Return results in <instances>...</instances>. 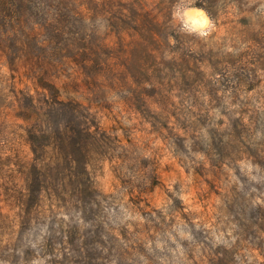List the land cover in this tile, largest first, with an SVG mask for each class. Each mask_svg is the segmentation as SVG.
Wrapping results in <instances>:
<instances>
[{"label": "rangeland", "instance_id": "1", "mask_svg": "<svg viewBox=\"0 0 264 264\" xmlns=\"http://www.w3.org/2000/svg\"><path fill=\"white\" fill-rule=\"evenodd\" d=\"M180 3L207 35L181 30ZM72 157L100 193L90 213ZM35 165L47 183L21 228ZM261 207L264 0H0V264H75L79 226L80 264H264ZM109 228L90 261L86 230Z\"/></svg>", "mask_w": 264, "mask_h": 264}, {"label": "trees", "instance_id": "2", "mask_svg": "<svg viewBox=\"0 0 264 264\" xmlns=\"http://www.w3.org/2000/svg\"><path fill=\"white\" fill-rule=\"evenodd\" d=\"M75 102V103H73ZM70 105L73 107L74 105H82L78 100H70ZM89 128V127H88ZM89 129H86L84 132L88 133ZM71 137V136H70ZM71 139V138H70ZM75 147V145L73 144ZM76 148V147H75ZM76 162V164H75ZM77 165V166H75ZM87 163L84 159L81 157H72L71 160L67 161V168H68V173H67V180L69 181V185L71 187V192L74 193L76 200L81 203V211L83 212H88L90 213L92 211V207L94 205H97L100 199V193L96 190V187L94 186V183L92 181L91 176L88 173L87 170ZM39 171V173H37ZM45 167L40 168L39 166L35 165V176L33 179V182L30 186H28V190L30 191L29 199L26 205L24 206V209H22V221L21 223V228L23 225L26 224V221L28 220V217L31 215V212L34 208L35 205H38L39 202L41 201V197L43 195V190L45 189V186L47 183V174L45 172ZM43 175V179L39 180V176ZM59 196V194H58ZM20 199L22 197H19ZM32 202H35V205H32ZM258 213L260 215V221H259V226L261 227V232L260 235L262 237L264 236V208H258ZM21 215V212H19ZM87 213L84 214L86 216ZM7 217V214H3L0 212V218H5ZM98 225V224H96ZM100 226V225H99ZM82 227V226H81ZM81 227H77V231L74 230L72 231L69 236L67 237L66 243L69 244L66 248L68 250L74 249V251L77 253L79 260L77 259L74 263L80 264L81 262V254L85 250V242L83 241V237H85V233L82 232L80 229ZM86 235H89L90 238V249L93 251V254L90 256V261H94L95 263L97 261L102 260L105 256L103 255V252L106 249V239H104L105 236H111L114 237V231L112 228H109L106 232L105 231H96L93 230H86ZM263 244V242H262ZM263 248V245H261ZM260 246V247H261ZM115 251H119L115 247H113ZM71 251V250H70ZM264 252V251H263ZM69 253V251L67 252ZM67 253H64L67 255ZM55 262H59L62 264H73L69 263V258L66 256L64 259V262L57 261V259H54Z\"/></svg>", "mask_w": 264, "mask_h": 264}, {"label": "clouds", "instance_id": "3", "mask_svg": "<svg viewBox=\"0 0 264 264\" xmlns=\"http://www.w3.org/2000/svg\"><path fill=\"white\" fill-rule=\"evenodd\" d=\"M194 3L195 0H187V5ZM173 16L180 22L182 31L207 35L205 29L210 26L211 22L202 10L180 3L175 7Z\"/></svg>", "mask_w": 264, "mask_h": 264}]
</instances>
